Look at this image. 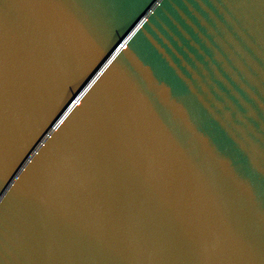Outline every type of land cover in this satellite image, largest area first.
Masks as SVG:
<instances>
[{"label": "water", "instance_id": "water-1", "mask_svg": "<svg viewBox=\"0 0 264 264\" xmlns=\"http://www.w3.org/2000/svg\"><path fill=\"white\" fill-rule=\"evenodd\" d=\"M0 264H264V0H0Z\"/></svg>", "mask_w": 264, "mask_h": 264}]
</instances>
